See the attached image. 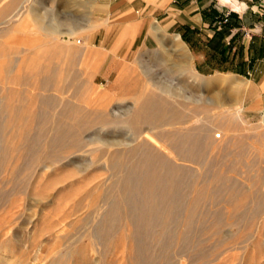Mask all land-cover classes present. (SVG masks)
<instances>
[{
    "label": "rangeland",
    "instance_id": "rangeland-1",
    "mask_svg": "<svg viewBox=\"0 0 264 264\" xmlns=\"http://www.w3.org/2000/svg\"><path fill=\"white\" fill-rule=\"evenodd\" d=\"M117 1L0 24V264H264V42L249 73L248 29L195 49ZM214 1L264 34V0Z\"/></svg>",
    "mask_w": 264,
    "mask_h": 264
},
{
    "label": "crops",
    "instance_id": "crops-1",
    "mask_svg": "<svg viewBox=\"0 0 264 264\" xmlns=\"http://www.w3.org/2000/svg\"><path fill=\"white\" fill-rule=\"evenodd\" d=\"M136 1L137 0H118V9L121 10V14L127 15L130 13L131 9H142L143 12L145 11L146 16L149 15V17H157L159 12H162L168 27L171 28L176 26L179 29L178 31H180L183 35L186 43H193L195 49L201 46V40L204 39L209 41L215 36V32L219 30L214 29L216 24V21L214 20L215 16L211 18L204 14L205 10L210 7L215 9L218 8L216 4H214V0H163L164 3L161 6L158 4V0H140L139 6H134L133 4ZM224 1L230 2V0ZM237 6L239 7L240 5L237 4ZM250 14H252V11L249 12V15ZM251 16L255 17L257 21L260 18V16L255 15V13ZM230 25H232L231 22L222 26L223 30L226 29L229 32L223 35L222 41L225 42V45L230 42L234 43L237 41L238 37L243 34L242 31L238 33L240 30L248 29L246 30L247 34L245 39L248 43L245 51L246 55L243 60H247L246 72H252L254 74L257 71L256 61H253L252 57L254 51L249 55L248 49L250 43H254L256 41H259V43L262 41L264 42V34L262 31L253 33V26L255 25V22L252 18H247L246 20H243V22L238 21V26L236 27L229 28ZM152 29L154 31L159 30L157 23L152 26Z\"/></svg>",
    "mask_w": 264,
    "mask_h": 264
},
{
    "label": "bare ground",
    "instance_id": "bare-ground-1",
    "mask_svg": "<svg viewBox=\"0 0 264 264\" xmlns=\"http://www.w3.org/2000/svg\"><path fill=\"white\" fill-rule=\"evenodd\" d=\"M19 0H0V3H4L3 5L0 4V17H3L5 21L0 22L6 24L7 28L5 29L4 33L8 34L10 31L14 30L18 24H21V19L23 17V12L20 11V9L23 7L22 5H14V3L18 2ZM21 1V0H20ZM18 4V3H17ZM12 8V9H11ZM16 11L15 13H11V11ZM10 11V13L8 12ZM40 26V25H39ZM41 27V26H40ZM4 34V35H5ZM67 41V40H66ZM170 41L173 45H176L177 47H183V43L179 39L178 35H174ZM34 46V45H33ZM139 102V101H138ZM179 114V113H178ZM176 119V118H175ZM264 122V120H263ZM167 125V123H166ZM170 126V125H169ZM177 128V127H176ZM179 129V128H178ZM183 127H180V130H182ZM165 130V129H163ZM172 134V132H171ZM220 135H217L219 137ZM157 143V142H156ZM159 146H162L160 144H157Z\"/></svg>",
    "mask_w": 264,
    "mask_h": 264
},
{
    "label": "built area",
    "instance_id": "built-area-1",
    "mask_svg": "<svg viewBox=\"0 0 264 264\" xmlns=\"http://www.w3.org/2000/svg\"><path fill=\"white\" fill-rule=\"evenodd\" d=\"M227 22H228V17L227 16H224L223 18L218 19L216 21L217 28L222 27L223 25L227 24Z\"/></svg>",
    "mask_w": 264,
    "mask_h": 264
}]
</instances>
